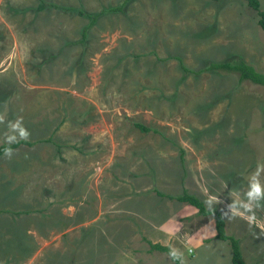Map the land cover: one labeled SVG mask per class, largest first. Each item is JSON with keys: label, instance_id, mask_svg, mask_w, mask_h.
<instances>
[{"label": "rangeland", "instance_id": "1", "mask_svg": "<svg viewBox=\"0 0 264 264\" xmlns=\"http://www.w3.org/2000/svg\"><path fill=\"white\" fill-rule=\"evenodd\" d=\"M123 1L78 42L87 19L77 9ZM40 2L48 5L37 10ZM256 19L244 0H0V145L17 117L32 143L11 159L0 154V264H174L149 249L147 233L178 205L166 195L183 186L224 217L225 234L239 241L264 230V200L245 213L251 224L224 216L228 204L247 202L251 175L264 167V86L224 69L183 74L176 59L197 70L240 58L264 74ZM29 163L46 167L41 189L56 229L65 210L74 222L69 234L49 235L52 219L42 224L34 255L18 212L38 204L20 202L14 179ZM258 179L264 185V172ZM222 244L208 246V264L226 262Z\"/></svg>", "mask_w": 264, "mask_h": 264}, {"label": "crops", "instance_id": "2", "mask_svg": "<svg viewBox=\"0 0 264 264\" xmlns=\"http://www.w3.org/2000/svg\"><path fill=\"white\" fill-rule=\"evenodd\" d=\"M152 162L153 161H151V163L148 162V164L152 165ZM158 163L160 164V162ZM1 166L4 165L2 164L0 165V167ZM25 168L26 170H28V175L25 174L24 176H22V173L20 174L19 178H17L16 176L14 179L15 182H18L17 188L21 199L20 202H33L38 204V206H32V208L28 211L18 212V214L21 215L19 216V219L25 221V225L23 226L24 232L21 234V237L25 238L26 244L29 246V249L33 251L34 255L35 250L40 251L42 248V233L40 229L42 224L47 223V220L50 221V219H52L50 221V227L49 224H44V226H46V232L49 235L53 233H62L63 231L69 234L70 232L72 233L74 222L73 213L70 214V212H68L66 214L67 210H65L66 224L64 226L60 225L59 230H57L58 228L56 229V225H58L59 222H55V218L53 217L54 214L49 211L50 196H47V194H43L41 189V178L42 174L46 170V167L44 165L29 163L25 165ZM176 173L178 177H173V180L175 182L177 180L179 183L181 180H184L185 177H183V175H179L177 171ZM134 174H136V172ZM183 185L184 184H182V186ZM183 190L195 195L203 203H205V199L193 192H189L184 186ZM46 207L48 209H46ZM193 208L196 209L191 205L178 202V205L174 206L172 210L173 212L163 217L161 224H159L158 226L150 225L151 228L148 229V233L146 232L147 237L151 241V243H156L155 241L159 240L155 239H160V244H157L161 246H167L169 249L173 247L179 249L182 253V259L179 260V264H208V246L213 247L215 250H219L220 248H222L220 245L225 241H221L213 237L215 231L214 227L212 226V222L210 220H206L207 218L209 219L210 214L200 215L197 213V210L196 212H190L193 214L186 212ZM0 215L5 217L1 209ZM222 219L225 227L226 222L224 217H222ZM7 221L10 220L7 218ZM54 223H56V225H53ZM184 223H186V225ZM16 225L17 221L12 222L10 226L16 228ZM82 225L83 224H80V226ZM256 228L257 230L253 235L251 234L250 236H247L246 240L238 241L241 259L244 264H264V239H260V234L258 235V233H264V230L259 226H257ZM224 230L226 232V228H224ZM248 234H250V232ZM236 238L239 239L238 236ZM222 245L224 246V244ZM194 250L196 251L195 254L190 255ZM215 254H217V252H215ZM225 258V263L222 261H217L214 264H231L230 249L228 244L227 251H225Z\"/></svg>", "mask_w": 264, "mask_h": 264}, {"label": "trees", "instance_id": "3", "mask_svg": "<svg viewBox=\"0 0 264 264\" xmlns=\"http://www.w3.org/2000/svg\"><path fill=\"white\" fill-rule=\"evenodd\" d=\"M244 1L252 10L255 11L256 16H257L256 23L260 27V29L264 31V12L259 9V1L258 0H244ZM124 3L125 2L123 1L120 4H117L116 6L107 7L96 13H86V12H83L81 9H77L76 13L79 16H83L87 19V23L80 30L78 42L83 43L85 41L87 30L95 23V21L100 15H102L103 13L120 12L122 10ZM47 5L48 4L44 2H40L37 5V10H42ZM52 6H55V5H52ZM176 59L179 61V67L181 68L183 74L191 73V74L197 75L199 73L206 72V71H212L214 69H224V70H229V71H235L239 81L248 80L251 83L264 86V74L256 71L252 65L246 63L240 58H232V59L224 60L221 62L209 61L202 68H199L197 70H190L184 67V65L181 64L179 58L176 57ZM133 125L142 132H147L150 130V128L142 124H139V123H134ZM20 144L31 145L32 143L30 141L21 140L19 143L12 144L11 147L13 149ZM5 147H7L6 144L0 145V154L4 152ZM166 197L195 207L197 210V213L200 215H209V214L212 215L214 231H215L213 237L215 239L227 242L229 249H230L231 264H244L241 259L239 246H238V240L235 239L233 236L225 234L224 222L221 217V214L217 210L212 209V208L211 209L205 208L203 202L198 197H196L193 194L188 193L185 190H183L178 195H174V196L166 195ZM147 244L149 246V249L151 250L155 249L161 252H165L167 255L170 251V249L167 246H161L157 243H151L149 241L147 242ZM173 263L179 264V261H173Z\"/></svg>", "mask_w": 264, "mask_h": 264}, {"label": "clouds", "instance_id": "4", "mask_svg": "<svg viewBox=\"0 0 264 264\" xmlns=\"http://www.w3.org/2000/svg\"><path fill=\"white\" fill-rule=\"evenodd\" d=\"M5 123V117L0 115V124ZM8 131L4 134V143L7 147L4 148V155L11 159L13 155V149L11 147L14 143H19L21 140L27 141L30 137L29 131L23 126V117H17L15 121L7 122ZM261 172H264V167L258 166L256 171L251 175L249 180V190L246 192V200L244 201H233L227 205V210L224 212V216L228 219H232L236 216L245 217V213L252 212L253 206L259 207L260 201L264 200V185L261 184L258 177ZM215 198H211L209 203ZM243 209V211H241ZM231 213V215H229ZM251 224L255 221V216L250 215L245 217ZM169 258L172 261H179L182 259V253L179 249L171 248L168 253Z\"/></svg>", "mask_w": 264, "mask_h": 264}]
</instances>
